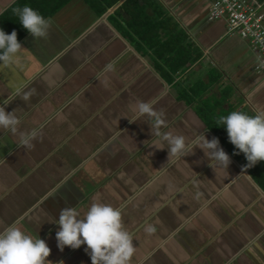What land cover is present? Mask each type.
Masks as SVG:
<instances>
[{
	"label": "crops",
	"instance_id": "crops-1",
	"mask_svg": "<svg viewBox=\"0 0 264 264\" xmlns=\"http://www.w3.org/2000/svg\"><path fill=\"white\" fill-rule=\"evenodd\" d=\"M135 5L144 20L127 0H0V29L28 49L0 66V106L17 110L20 131L39 133L25 149L0 131V231L18 221L47 243L53 264H92L87 245L60 251L55 222L96 200L122 210L130 264H264V161L243 172L248 161L216 123L264 109L256 53L224 20L207 19L206 1ZM24 6L51 19L46 38L19 22L13 10ZM138 101L163 112L164 132L217 138L228 170L214 172L199 148L168 163L147 118L129 123Z\"/></svg>",
	"mask_w": 264,
	"mask_h": 264
},
{
	"label": "clouds",
	"instance_id": "clouds-1",
	"mask_svg": "<svg viewBox=\"0 0 264 264\" xmlns=\"http://www.w3.org/2000/svg\"><path fill=\"white\" fill-rule=\"evenodd\" d=\"M14 14L34 39L46 38L52 26L51 19H46L30 6L17 7ZM28 49L22 47L18 41V34L12 31L7 34L0 29V66L7 67L18 64L22 53ZM259 60V58H258ZM264 67V62L260 63ZM113 70L108 64L104 71ZM35 94V89L24 92L21 99L25 102ZM134 116L129 123H135L146 117L150 125L151 135L155 144L166 143L168 147V163L173 157H187L194 155L196 148L201 149L209 161V167L214 172L217 169H227L231 163L229 155L220 146V141L213 137L208 140L202 133L188 142L183 135H174L164 132L167 127L163 112H157L151 102L138 101L132 106ZM17 110L7 112L0 106V131L18 135L19 147L34 148L33 141L39 136L37 130L20 131L21 121ZM217 125L226 126L229 142L243 153L247 165L243 172L254 167L258 162L264 161V109L250 115L244 111H232L221 115L216 120ZM126 131V130H125ZM152 139V140H153ZM147 142V141H145ZM144 142V143H145ZM158 150L165 148L158 147ZM18 221L0 231V264H53L48 258L51 249L39 236L34 238L18 227ZM59 230L56 233L57 246L61 252L70 247L73 250L87 245L85 251L90 256L92 264H130L135 253L133 236L127 230L119 207L94 200L87 212L81 217L77 208H64L60 211L59 220L56 221ZM155 229L145 227L148 233ZM60 264H64L63 261Z\"/></svg>",
	"mask_w": 264,
	"mask_h": 264
},
{
	"label": "built area",
	"instance_id": "built-area-1",
	"mask_svg": "<svg viewBox=\"0 0 264 264\" xmlns=\"http://www.w3.org/2000/svg\"><path fill=\"white\" fill-rule=\"evenodd\" d=\"M197 1V0H190ZM208 4L207 19H222L228 33L246 40L256 53L255 70L264 72V13L259 0H203ZM259 58V60H258Z\"/></svg>",
	"mask_w": 264,
	"mask_h": 264
},
{
	"label": "trees",
	"instance_id": "trees-1",
	"mask_svg": "<svg viewBox=\"0 0 264 264\" xmlns=\"http://www.w3.org/2000/svg\"><path fill=\"white\" fill-rule=\"evenodd\" d=\"M127 2H128V6H129L130 11H132L133 8H136L135 11L132 13V15L134 17L136 16L138 18H141L142 20H144V18H146V15L142 11V9H140V7H136V5H135L136 0H127ZM144 2L148 3L149 0H144ZM183 63H185V62H181L180 64L183 65Z\"/></svg>",
	"mask_w": 264,
	"mask_h": 264
}]
</instances>
